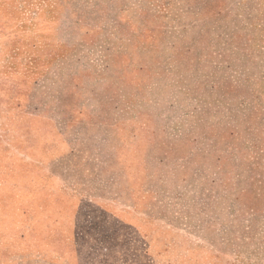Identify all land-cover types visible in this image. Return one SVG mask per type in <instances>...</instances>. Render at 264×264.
Segmentation results:
<instances>
[{
  "label": "rangeland",
  "instance_id": "1",
  "mask_svg": "<svg viewBox=\"0 0 264 264\" xmlns=\"http://www.w3.org/2000/svg\"><path fill=\"white\" fill-rule=\"evenodd\" d=\"M0 264H264V0H0Z\"/></svg>",
  "mask_w": 264,
  "mask_h": 264
}]
</instances>
